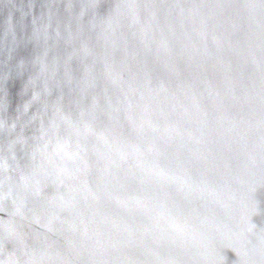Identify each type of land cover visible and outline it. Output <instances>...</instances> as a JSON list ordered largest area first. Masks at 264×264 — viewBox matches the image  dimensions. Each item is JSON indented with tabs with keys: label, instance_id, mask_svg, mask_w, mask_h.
<instances>
[{
	"label": "water",
	"instance_id": "obj_1",
	"mask_svg": "<svg viewBox=\"0 0 264 264\" xmlns=\"http://www.w3.org/2000/svg\"><path fill=\"white\" fill-rule=\"evenodd\" d=\"M0 264H264V0H0Z\"/></svg>",
	"mask_w": 264,
	"mask_h": 264
}]
</instances>
